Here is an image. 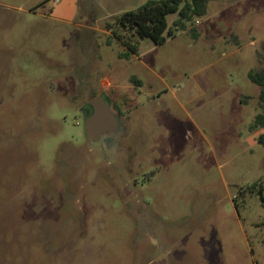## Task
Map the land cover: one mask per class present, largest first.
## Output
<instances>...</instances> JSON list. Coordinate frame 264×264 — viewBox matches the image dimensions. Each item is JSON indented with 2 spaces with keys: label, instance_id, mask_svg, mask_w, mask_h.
Segmentation results:
<instances>
[{
  "label": "rangeland",
  "instance_id": "obj_1",
  "mask_svg": "<svg viewBox=\"0 0 264 264\" xmlns=\"http://www.w3.org/2000/svg\"><path fill=\"white\" fill-rule=\"evenodd\" d=\"M145 1L0 0V264H264V0L160 44L114 24ZM98 94L115 142L85 135Z\"/></svg>",
  "mask_w": 264,
  "mask_h": 264
},
{
  "label": "trees",
  "instance_id": "obj_2",
  "mask_svg": "<svg viewBox=\"0 0 264 264\" xmlns=\"http://www.w3.org/2000/svg\"><path fill=\"white\" fill-rule=\"evenodd\" d=\"M209 0H146L138 8L124 11L114 16V24L121 29V33L128 37L150 38L155 44L166 40V36H172L176 30H189L195 34L194 21L196 17L204 15ZM176 13L171 26H168L166 15ZM109 26V25H108ZM110 28V27H109ZM113 35L120 40L128 49L134 51L133 44L123 39V35L112 30ZM249 79L260 86L259 100L262 110L258 112L248 129L255 131L264 129V68H254L248 71ZM260 142L261 139H259ZM256 193L264 204V186L262 184H251L244 188L241 196L245 193Z\"/></svg>",
  "mask_w": 264,
  "mask_h": 264
},
{
  "label": "water",
  "instance_id": "obj_3",
  "mask_svg": "<svg viewBox=\"0 0 264 264\" xmlns=\"http://www.w3.org/2000/svg\"><path fill=\"white\" fill-rule=\"evenodd\" d=\"M90 107L91 114L83 118L86 137L91 141L99 142L103 137L110 135L115 142L124 128L118 116L110 111L104 95L98 94L93 97Z\"/></svg>",
  "mask_w": 264,
  "mask_h": 264
},
{
  "label": "flooded vegetation",
  "instance_id": "obj_4",
  "mask_svg": "<svg viewBox=\"0 0 264 264\" xmlns=\"http://www.w3.org/2000/svg\"><path fill=\"white\" fill-rule=\"evenodd\" d=\"M103 95H104V94H103ZM94 97H95V96H94ZM104 97H105V99L108 101V98H107L105 95H104ZM92 98H93V97H92ZM92 98L88 100V103H87V104H85L84 106H82V107L79 108V111H80V113H81V115H82L83 118H85V117H87V116H89V115L91 114L90 101L92 100ZM108 102H109V101H108ZM106 137L110 138L111 141H112V137H111L110 135H107ZM106 137H105V138H106ZM102 140H103V139H102Z\"/></svg>",
  "mask_w": 264,
  "mask_h": 264
},
{
  "label": "crops",
  "instance_id": "obj_5",
  "mask_svg": "<svg viewBox=\"0 0 264 264\" xmlns=\"http://www.w3.org/2000/svg\"><path fill=\"white\" fill-rule=\"evenodd\" d=\"M105 137H106V136H105ZM105 137H103V139H104Z\"/></svg>",
  "mask_w": 264,
  "mask_h": 264
}]
</instances>
